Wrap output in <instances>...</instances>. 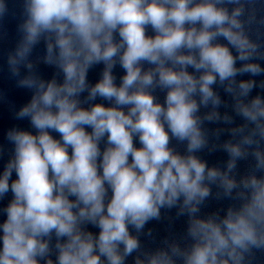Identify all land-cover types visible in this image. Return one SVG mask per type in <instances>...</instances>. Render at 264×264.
<instances>
[{"label":"clouds","instance_id":"1","mask_svg":"<svg viewBox=\"0 0 264 264\" xmlns=\"http://www.w3.org/2000/svg\"><path fill=\"white\" fill-rule=\"evenodd\" d=\"M256 2L23 0L7 66L31 92L14 112L31 130L5 134L0 264H251L264 250V95H252L264 92V44L250 34L254 8L246 18ZM221 90L234 115H221ZM219 122L232 138L210 147L205 124ZM218 148L224 167L199 155ZM213 187L231 203L203 215ZM173 209L186 243L144 248L146 225Z\"/></svg>","mask_w":264,"mask_h":264}]
</instances>
